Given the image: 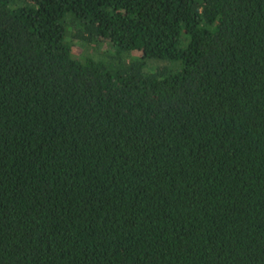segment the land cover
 Returning a JSON list of instances; mask_svg holds the SVG:
<instances>
[{"label": "trees", "instance_id": "obj_1", "mask_svg": "<svg viewBox=\"0 0 264 264\" xmlns=\"http://www.w3.org/2000/svg\"><path fill=\"white\" fill-rule=\"evenodd\" d=\"M0 264H264V0H0Z\"/></svg>", "mask_w": 264, "mask_h": 264}, {"label": "rangeland", "instance_id": "obj_2", "mask_svg": "<svg viewBox=\"0 0 264 264\" xmlns=\"http://www.w3.org/2000/svg\"><path fill=\"white\" fill-rule=\"evenodd\" d=\"M79 51H77V53H78Z\"/></svg>", "mask_w": 264, "mask_h": 264}]
</instances>
